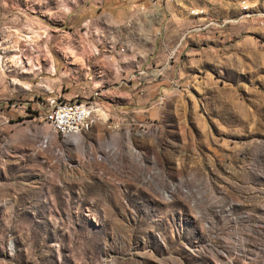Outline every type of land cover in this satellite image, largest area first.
I'll return each mask as SVG.
<instances>
[{"label":"rangeland","instance_id":"1","mask_svg":"<svg viewBox=\"0 0 264 264\" xmlns=\"http://www.w3.org/2000/svg\"><path fill=\"white\" fill-rule=\"evenodd\" d=\"M237 1L224 25L183 14L200 30L148 116L65 137L42 101L99 91L114 22L150 0H0V264H264V0ZM145 36L156 62L167 36Z\"/></svg>","mask_w":264,"mask_h":264},{"label":"built area","instance_id":"2","mask_svg":"<svg viewBox=\"0 0 264 264\" xmlns=\"http://www.w3.org/2000/svg\"><path fill=\"white\" fill-rule=\"evenodd\" d=\"M163 9H165L164 6L158 4L157 0H150L147 5H142L132 10L120 21L114 22V27H121V34L116 35L119 39H111L106 46V53H110L112 56V63L108 64L118 65L119 73L123 72L122 68H120L121 63L131 62L134 65L131 73L120 77L115 87H126L129 90V93L123 97L124 99L146 100L147 108H151V106L159 107L161 105L162 97L166 94L162 93L150 96L151 92L155 90L154 85L162 80L165 71L172 65L173 59L179 53L182 40L186 35L191 31L200 30V27L187 29L173 46L171 43L169 44L167 39L164 40L165 42L158 58L156 57V62L147 63L146 59L149 51L144 47L147 41L145 31H147V27L149 26L152 29V25L161 20L164 15ZM188 14L190 22L199 25L197 22L205 15V12L203 8L196 6L189 7ZM228 21L223 20L221 24L224 25ZM216 22V20L209 19L206 24H203V27L216 24ZM164 25L165 22L153 34H160L162 36L165 30ZM122 29L130 30V38L122 37ZM120 38L122 39L120 40ZM112 40L115 41V45L119 44L118 48L111 43ZM128 53H131L129 57ZM153 53L154 49H151V55ZM108 64L102 66V70H105L106 74L108 72ZM93 86L91 87V92L86 95L81 94L79 96V94L75 93L70 98H65L57 94L53 98H44L42 101L43 112L41 114L44 125L56 126L57 128L77 127L82 130L85 127L86 120H97L98 111L102 110L106 114L104 107L100 104L99 98L106 97L108 93H111V89L108 91H98V87L94 88ZM107 120L106 114L105 121ZM136 124L141 126L142 122L138 121Z\"/></svg>","mask_w":264,"mask_h":264},{"label":"crops","instance_id":"3","mask_svg":"<svg viewBox=\"0 0 264 264\" xmlns=\"http://www.w3.org/2000/svg\"><path fill=\"white\" fill-rule=\"evenodd\" d=\"M147 2V1H144ZM237 0H157L158 4H161L164 6L165 11L167 13V15H163V17L161 18V20L157 23H154L152 25V29H151V49H153V47H155L156 43L153 40L154 38L156 39L158 35L160 34H153L155 30L158 29L159 26H161L162 24H164V35L165 37L167 36V40L170 43L175 42L176 39L178 40L181 35L188 29V21L187 18L184 15H187L188 13V8L190 6H208V7H212L213 9H216L220 15V18H213V15H204L203 17H201L202 21H207L209 19H213V20H229V21H238L240 18V15L242 13L241 8H238L237 5ZM215 6H218L217 8ZM220 7V8H219ZM202 8V7H201ZM239 10L240 13H239ZM127 13H125L124 15H122L121 17L117 18H124L126 16ZM116 19V20H117ZM146 21V20H144ZM190 21V19H189ZM191 23V22H190ZM161 24V25H160ZM121 28V27H118ZM122 31L124 32V37L123 38H130V30L129 29H122ZM147 42H149L148 37H146ZM150 49L148 48L147 51H149ZM107 57L109 59H112V56L110 53H107ZM106 63V62H105ZM108 63H106L107 65ZM104 65V64H103ZM104 65V66H106ZM115 65V64H114ZM128 67H130V63H121L120 64V68L123 69H128ZM108 75H106V77L104 78L103 82H101V85L99 88V91H108L109 89H111V93H108L106 95V97H101L99 98L100 104L101 106L104 107L105 112L107 114L108 119L110 117L112 118H116V122L118 120H120L121 116L125 115L126 113H128V111H130L131 113H134L135 115H144L145 114L148 116V113L150 114V111H153L154 106H151V108H147V101H144L143 103L140 102V100L138 99H124L123 97L126 96L127 93L121 92L120 88H125V87H115L119 81V78L117 77L118 74V70L117 72H113V65L108 64ZM104 71L99 69L98 70V75L99 77L104 75ZM116 84V85H115ZM161 84L160 82L156 83L154 86L155 87H159ZM156 93L155 92H151V96H154ZM70 97L72 95H69ZM69 97V98H70ZM143 105V106H142ZM115 106H117L116 108H120L119 110H116L112 112L111 109H113ZM112 107V108H110ZM127 110H124L125 108H127ZM144 107V108H143ZM110 115V116H109ZM116 116V117H115ZM95 120H93L94 123ZM107 121L102 120V122H100L102 125H105L104 123H106ZM112 123H110L109 126H107L109 129L111 127V129H113ZM93 125V124H92ZM109 132H112V130H109Z\"/></svg>","mask_w":264,"mask_h":264},{"label":"bare ground","instance_id":"4","mask_svg":"<svg viewBox=\"0 0 264 264\" xmlns=\"http://www.w3.org/2000/svg\"><path fill=\"white\" fill-rule=\"evenodd\" d=\"M15 42L18 45V38H16ZM17 45H16V47H17ZM92 124H93V120H86L85 127L82 130L77 128V127H70V128H67V127H59V128H57L56 126H52V127L60 135L68 137V136H77L80 133L89 130L92 127Z\"/></svg>","mask_w":264,"mask_h":264}]
</instances>
